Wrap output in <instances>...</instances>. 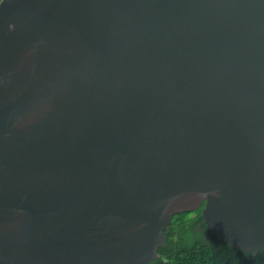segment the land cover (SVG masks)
<instances>
[{
	"label": "water",
	"instance_id": "water-1",
	"mask_svg": "<svg viewBox=\"0 0 264 264\" xmlns=\"http://www.w3.org/2000/svg\"><path fill=\"white\" fill-rule=\"evenodd\" d=\"M201 208L264 249V0H2L0 264H151Z\"/></svg>",
	"mask_w": 264,
	"mask_h": 264
},
{
	"label": "trees",
	"instance_id": "trees-1",
	"mask_svg": "<svg viewBox=\"0 0 264 264\" xmlns=\"http://www.w3.org/2000/svg\"><path fill=\"white\" fill-rule=\"evenodd\" d=\"M201 209L177 214L165 231L166 243L151 264H264V249L248 253L207 233Z\"/></svg>",
	"mask_w": 264,
	"mask_h": 264
},
{
	"label": "snow or ice",
	"instance_id": "snow-or-ice-1",
	"mask_svg": "<svg viewBox=\"0 0 264 264\" xmlns=\"http://www.w3.org/2000/svg\"><path fill=\"white\" fill-rule=\"evenodd\" d=\"M0 2H2V0H0Z\"/></svg>",
	"mask_w": 264,
	"mask_h": 264
}]
</instances>
